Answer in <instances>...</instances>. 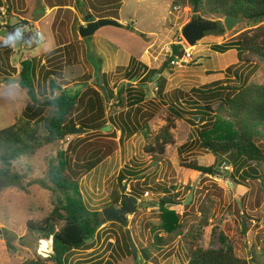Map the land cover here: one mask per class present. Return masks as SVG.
<instances>
[{"label": "rangeland", "instance_id": "374dc122", "mask_svg": "<svg viewBox=\"0 0 264 264\" xmlns=\"http://www.w3.org/2000/svg\"><path fill=\"white\" fill-rule=\"evenodd\" d=\"M7 1L0 0V130L23 116L31 102L27 90L20 86L21 61L26 58L35 61L34 83L41 99L62 93L83 94L88 88L101 91L95 81L98 78L104 79L117 95L118 85L131 82L126 77L130 71L137 73L130 87L143 86L146 96L130 109L127 100L131 94L124 93L125 101L121 104L118 98H109L102 90L108 106L107 130H102V134L71 133L66 140L45 145L35 155L15 163L13 171L24 174V179L22 186L0 190V232L3 234L0 264H21L37 255L44 238L42 233L29 228V222L40 224L55 212L59 225L64 223V194L52 187L49 178L59 151L66 150L76 138L103 136L109 140L112 138L109 133L115 131L112 119L118 120L119 115L126 116L128 111L133 123L139 122L141 128L124 142H119L121 133L117 131L116 151L81 176L79 183L84 200L100 211L112 206L115 198H119L120 205L122 194H128L122 192L118 174L126 165L137 164L143 169V178L139 181L142 186L147 183L154 189L165 187L183 205L175 213L165 211L158 203L164 193L146 192L127 214L126 225L105 220L85 247L68 255L66 264H184L188 241L211 249L232 246L239 257L250 260L257 255L264 264V194H259L256 187L234 180L235 165H227L223 158L219 161L200 142L204 135L223 138L234 134L235 126L230 119L213 113L205 121L199 115L175 120L176 127L171 130L175 144L169 145L163 155L146 151L167 123L166 101L179 99L193 113L198 105L205 104L202 94L194 92L195 89H206L217 82L219 86L240 82L264 84V60L254 58L247 64L238 60L236 50L222 54L212 49V45L222 44L252 28V23L244 21L232 31L206 36L189 45L183 37V28L198 13L182 0L180 4L173 3L175 0H120L119 5L115 1L110 6L107 3L103 6L101 0H9L11 12ZM87 14L109 15L123 26H105L94 35L82 38L79 27L86 25ZM21 19L29 24H23ZM175 44L184 46L186 56L169 63L167 59ZM162 68V73L156 72L144 82L149 70ZM50 70L61 74H48ZM52 79L62 89L52 91ZM132 94L137 95L136 89ZM83 109L79 104L75 115ZM45 113L51 119L54 108H46ZM75 115L76 123H80ZM190 162L215 166L216 173L199 177L185 166ZM252 165L260 167L264 175V164L252 162ZM191 194V201L185 204ZM56 206L60 208L56 210ZM157 236L165 241L158 250L151 245ZM7 239L17 246L16 251L8 248ZM129 239L136 245V257ZM138 247L151 251L149 260L138 259Z\"/></svg>", "mask_w": 264, "mask_h": 264}, {"label": "trees", "instance_id": "16d2710c", "mask_svg": "<svg viewBox=\"0 0 264 264\" xmlns=\"http://www.w3.org/2000/svg\"><path fill=\"white\" fill-rule=\"evenodd\" d=\"M101 1L103 6L106 3L109 6L113 5L115 3L110 4V2L115 1L118 2L117 5L120 3V0ZM180 2L181 0L173 1L175 4H180ZM182 2L188 3L193 9L197 7L199 10L197 15L205 18H224L227 15L244 17L245 21L252 23V28L227 39L222 44L212 45V49L222 54L236 50L238 60L247 64L252 63L254 58L264 60V24H261L264 22V0H182ZM6 6L11 12V5L8 1ZM99 15L97 17H110L109 15ZM185 55L184 46L175 44L173 52L167 60L172 63L178 58L182 59ZM163 71L164 68L158 71L149 70L144 82L154 73ZM48 74L59 76L61 73L57 70H50ZM136 76L137 73L132 71L126 74L127 79ZM35 77V61L29 58L22 59L20 86L27 90L31 102L27 104L23 116L19 117L14 124L0 130V190L10 186H22L24 174L13 171L15 163L20 162L24 157L35 155L45 145L66 140L67 136L71 134L68 128L83 127L91 133L102 134L101 131L108 125L106 98L102 94V89L100 91L88 88L83 94L62 93L56 97L41 99L34 83ZM165 82L164 78L163 83ZM104 83L108 97L118 98V102L121 104H124L125 101L124 93L131 94L128 98L130 100H127L131 106L130 109L143 101L146 96L143 86L130 87L126 83L118 89L117 95H115V91L107 87L105 80ZM218 84L217 82L213 84L214 86H206V89L194 90V92L202 94L205 104L198 105V109L193 113L187 111L179 99L166 101L169 113L166 118L167 123L154 137L152 143L146 147V151L152 155H163L169 145L175 144V137L171 131L176 127L175 120L199 115L201 120L205 121L211 118L213 113L219 117H227L234 123L236 130L234 134L223 138L204 135L201 136L200 142L215 153L219 161L223 158L224 162L228 163L227 165H235V171L232 174L234 180H240L244 185L256 187L259 194L262 195L264 194V175L260 167L253 166L252 162L264 164V84L241 82L229 86H219ZM135 89L137 95L132 94ZM79 104L83 105L84 109L75 115V109ZM214 104H217V107L214 108ZM48 107L54 108V115L51 119L45 115ZM74 115L80 123H76ZM130 115L131 113L128 111L126 116L119 115L118 120L112 119L115 131L109 133V136L112 137L109 140L104 139L103 136L93 139L76 138L69 142L66 150L59 151L58 158L53 161L50 168L49 178L52 187L64 194L62 206L66 211L64 223L59 225V218L55 212L44 218L40 224L29 222V228L42 233L45 240L53 237V254L49 258H43L37 254L21 264H66L67 257L71 252L82 249L87 241L96 236L105 219L102 211L91 208L84 200L79 180L81 176L90 173L116 151L118 147L117 131L121 133L119 142H124L125 138L139 131L140 123H133ZM185 166L198 173L199 177L201 174L216 173L215 166H203L196 162L185 163ZM142 178L143 169L135 164L123 167L117 180L122 192L135 196L138 200H142L144 194L149 191L163 192L164 195H160L158 203L160 208L165 211L171 210L175 213L183 205V202L176 199L165 187L157 186L154 189L147 183L142 186L139 183ZM128 195L122 194V205H125L124 198ZM118 199L115 198L110 205L117 204ZM59 208V206L55 207L56 210ZM164 242L162 236H157L156 242L151 245L158 250ZM7 246L12 251L17 250V246L10 239H7ZM138 248V259L149 260L151 251L144 247ZM186 258L184 264H263L257 255H253L250 260L239 257L232 246L226 249H211L196 246L191 241H188L186 245Z\"/></svg>", "mask_w": 264, "mask_h": 264}, {"label": "water", "instance_id": "95a60500", "mask_svg": "<svg viewBox=\"0 0 264 264\" xmlns=\"http://www.w3.org/2000/svg\"><path fill=\"white\" fill-rule=\"evenodd\" d=\"M9 5L10 1L8 0ZM198 8L194 9L195 13H198ZM245 21L244 17H235L233 15H227L223 18V20H216L205 18L201 15H197L193 18L191 22H189L183 28V37L187 41L189 45H195L197 41L203 39L206 36L210 35H220L225 33L226 31H232L238 24ZM23 24H29L27 20L21 21ZM86 25H81L79 27V34L82 38L90 37L94 35L100 28L105 26H114V27H122L123 24L118 20L110 18V17H102L97 18L93 14H87L85 16ZM135 78H132L131 82L127 83V86L133 85V81ZM10 81L17 83L15 79H10ZM96 82L99 83L101 89L104 94L107 95V89L103 84V80L101 78L95 79ZM124 83L119 85L120 89ZM51 90L53 89H62L60 84H57L54 79L50 81ZM108 107V106H107ZM109 126H105L103 130H107ZM69 132L72 134H81L86 131L83 127H71L68 128ZM221 164V163H220ZM192 199V194L185 201V204L189 203ZM138 199L135 196L128 195L125 199L124 207L120 208L117 205H112L110 207L105 208L102 213L105 220H116L121 224H127V214H129L137 205ZM130 236V233L128 232ZM0 237H3L2 232H0ZM134 248V255L136 257L137 248L135 243L132 241ZM37 254L43 258H49L53 254V237L51 236L48 240H41L38 246Z\"/></svg>", "mask_w": 264, "mask_h": 264}, {"label": "flooded vegetation", "instance_id": "af4514ba", "mask_svg": "<svg viewBox=\"0 0 264 264\" xmlns=\"http://www.w3.org/2000/svg\"><path fill=\"white\" fill-rule=\"evenodd\" d=\"M24 19H21V21H23ZM29 22V21H28ZM115 205H117L118 207H120V208H122V207H124V205H122V203L120 204V205H118V204H115Z\"/></svg>", "mask_w": 264, "mask_h": 264}, {"label": "built area", "instance_id": "2783aa9c", "mask_svg": "<svg viewBox=\"0 0 264 264\" xmlns=\"http://www.w3.org/2000/svg\"><path fill=\"white\" fill-rule=\"evenodd\" d=\"M185 56H186V55H185ZM185 56H184V57H185ZM184 57H183V58H184ZM178 60H180V59L178 58V59H176V60H175L174 62H172V63H175V62L178 61ZM128 190L130 191V189H128Z\"/></svg>", "mask_w": 264, "mask_h": 264}, {"label": "clouds", "instance_id": "9594fccd", "mask_svg": "<svg viewBox=\"0 0 264 264\" xmlns=\"http://www.w3.org/2000/svg\"><path fill=\"white\" fill-rule=\"evenodd\" d=\"M102 18V17H101Z\"/></svg>", "mask_w": 264, "mask_h": 264}]
</instances>
